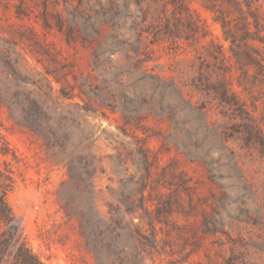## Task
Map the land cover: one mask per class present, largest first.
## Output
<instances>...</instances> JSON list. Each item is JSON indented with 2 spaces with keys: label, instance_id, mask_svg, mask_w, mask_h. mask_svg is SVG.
<instances>
[{
  "label": "trees",
  "instance_id": "1",
  "mask_svg": "<svg viewBox=\"0 0 264 264\" xmlns=\"http://www.w3.org/2000/svg\"><path fill=\"white\" fill-rule=\"evenodd\" d=\"M192 2L219 26L226 46L207 40ZM0 8L15 19L0 32V69L18 81L5 93L0 85V104L56 160L68 133L50 116V103L78 98V112L118 109L136 127L148 117L167 119L178 149L206 171L207 196L180 171L174 196L164 198L143 153L145 176L120 195L124 209L114 206L113 227L78 214L95 264H146L156 254L167 264H264V0H0ZM159 46L185 54L169 73L155 57ZM80 50L91 52L93 71L81 80L72 71ZM117 54L126 67L113 64ZM126 73H136L132 83ZM138 84L140 91L129 90ZM2 139L0 155L13 153ZM59 162L71 185H90V155ZM0 164V264H43L22 240L7 201L13 171ZM197 214L200 225L189 222ZM201 253L203 260H192Z\"/></svg>",
  "mask_w": 264,
  "mask_h": 264
},
{
  "label": "rangeland",
  "instance_id": "2",
  "mask_svg": "<svg viewBox=\"0 0 264 264\" xmlns=\"http://www.w3.org/2000/svg\"><path fill=\"white\" fill-rule=\"evenodd\" d=\"M190 6L208 25L211 36L207 40L217 38L226 46L219 26L212 22L209 14L195 2ZM0 18V32L5 36L10 30L8 24L15 19L10 13L4 15L1 8ZM50 40L64 54L70 53L58 38L50 37ZM177 54L170 53L165 46L155 50V57L166 73L185 55L179 51ZM74 57L72 71L78 79L93 74L89 50H80ZM28 60L34 64L30 58ZM113 62L119 67L127 65L119 54L115 55ZM108 75L106 72L105 76ZM68 77L72 79L71 75ZM135 77L136 73H126L125 82L132 83ZM100 81L101 77L95 82ZM0 85L5 93L6 87L16 90L18 81L0 69ZM128 88L138 92L141 85ZM75 103L82 104L78 98L62 105L50 103V116L63 123L68 133L67 149L54 150L59 151L57 160L40 138L17 126L0 104V147H3L4 137L13 151L6 156L0 155V162L5 161L13 171L14 186L7 201L22 240L43 264H95L93 253L86 248L80 234L78 214L83 213L94 224L113 227L116 218L113 208L119 205L120 195L135 188V182L145 176L143 153L151 165L150 180L164 198L174 196L180 171L191 178V183L198 182L201 194L207 196L211 187L204 167L190 161L178 149L172 125L167 119L148 117L136 127L132 123L125 124L118 109L102 108L94 113H83L77 111ZM87 154L93 158L96 171L90 185L84 189V185L75 187L69 183L67 169L59 161H77V156ZM212 154L216 156L218 152L212 151ZM0 168H4L2 164ZM200 220L201 215L197 214L189 222L200 225ZM179 223L183 224L185 220L179 218ZM102 255L104 258L106 253ZM203 259L202 253L192 257L193 261ZM104 263L109 264V261ZM146 264L167 262L163 255L156 254L155 258H148Z\"/></svg>",
  "mask_w": 264,
  "mask_h": 264
}]
</instances>
